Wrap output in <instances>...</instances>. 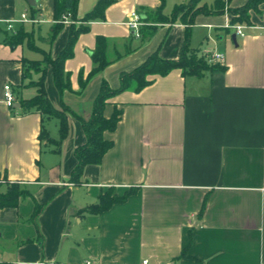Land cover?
I'll return each mask as SVG.
<instances>
[{"label": "crops", "instance_id": "obj_1", "mask_svg": "<svg viewBox=\"0 0 264 264\" xmlns=\"http://www.w3.org/2000/svg\"><path fill=\"white\" fill-rule=\"evenodd\" d=\"M62 1L0 0V191L12 184L23 190L16 205H0V264H263L264 3L260 13L251 12L250 24H241L242 33L229 12L197 15L190 47L199 55L223 54L224 68L201 76L181 68L149 74L144 87L132 84L110 97L105 116L122 110L117 127L104 133L113 145L75 182V149L87 141L81 119L91 117L102 82L118 88L121 74L154 52L178 58L186 26L179 18L159 23L144 39L131 28V13L156 10L162 0H116L104 19L90 21L83 17L98 0H78L76 17L68 15L51 38ZM188 1L166 0L163 11ZM246 2L230 0V6ZM22 14L40 21H14ZM72 23L88 29L64 62L70 87H57L51 63L43 75L50 101L67 108L61 140L57 116L24 113L20 102L36 96L41 77H25V63L56 58ZM21 29L30 35L8 44ZM98 36L106 39L109 63L91 74ZM7 84L13 107L5 103ZM132 187L126 200L86 210L103 193L123 195Z\"/></svg>", "mask_w": 264, "mask_h": 264}, {"label": "trees", "instance_id": "obj_2", "mask_svg": "<svg viewBox=\"0 0 264 264\" xmlns=\"http://www.w3.org/2000/svg\"><path fill=\"white\" fill-rule=\"evenodd\" d=\"M116 0H98L94 8L89 11L84 17L83 21H90L94 19H104L105 11L109 5ZM166 0H162V5L156 10H148L145 13H141V19L143 24L138 29L144 39L151 37L155 34L159 23H170L176 19H180L186 26L185 39L182 47L181 54L178 58H163L159 56L157 52L151 54L141 65L136 67L133 71L123 72L121 74V85L118 88H111L109 83L104 80L101 85L99 95L93 104V113L88 119H81L84 131L87 136L85 144L76 147L75 156L77 158L76 167L72 172V180L75 182L80 181L83 169L85 165L90 163H100L103 155L109 150L113 141L105 138L104 133L107 130H114L121 118L122 110L115 108L110 117L105 116L104 110L110 97L114 94L127 89L130 85L134 84L137 89H140L149 83L147 76L149 74H161L168 73L173 68H181L185 75L201 76L206 70H215L224 68L219 62H211L209 57L211 54L199 55L198 49L191 48L189 40L191 36V28L195 23L198 14L204 13L207 15L223 14L229 12L231 14V24H250L251 12H261L260 5L264 3V0H247V2L241 6H230V0H215L212 5L203 3V0H189L186 3L176 4L171 14L164 13V4ZM78 0H63L62 4L56 8L55 19L56 22L51 30V38L54 37L58 31L64 26L65 19L69 15L76 17ZM88 29L87 25L80 24L78 26L75 23L71 24V29L68 37L67 46L60 52L56 58H51L48 54L45 56L44 61H28L24 65V75L29 77L33 72L41 73L40 79L36 82L38 92L35 97L31 99H22L21 108L24 113L32 111H39L46 116H57L60 121V135L61 140L67 135L69 121L66 114V106L58 109L50 101L47 90L44 83L45 66L47 63L53 65L54 80L57 87L60 90L70 87V76L64 68V62L66 59L73 55V48L75 42L80 33ZM30 34L24 30L12 34L8 38V44H18L27 38ZM97 46L94 52L95 66L91 71V74L97 73L109 63V60L105 56L106 39L103 36H98ZM43 63L44 66H43ZM43 139L50 140L48 132L43 129L41 133ZM59 144V140H57ZM2 178L0 177V180ZM136 191V187H132L127 190L123 195L115 194L112 190L103 193L99 198V201L86 210L98 212L107 209L112 204L121 202L127 199V197ZM23 195V190L18 185L12 184L6 192L0 191V205H16L20 196ZM41 207L36 208L35 215L39 213ZM43 264H58V263H43Z\"/></svg>", "mask_w": 264, "mask_h": 264}, {"label": "built area", "instance_id": "obj_3", "mask_svg": "<svg viewBox=\"0 0 264 264\" xmlns=\"http://www.w3.org/2000/svg\"><path fill=\"white\" fill-rule=\"evenodd\" d=\"M14 21L36 22V21H40V20L39 19H35V18H29L27 16V14H22V16L20 18L14 20ZM129 24H130L131 28H133L136 32H138L139 27L143 24L141 16H140V14L138 12L133 11L131 13V18H130ZM234 27L236 28L238 33H242L243 25L237 24V25H234ZM8 29H13V20H10L8 22ZM223 58H224V55L220 54V53H213L209 57L211 62H220ZM4 99H5V103L7 104L8 107H13V105L15 104L16 97H15V94L13 92V88H12V86L10 84H7L5 86ZM147 263H148V260H144V264H147Z\"/></svg>", "mask_w": 264, "mask_h": 264}, {"label": "water", "instance_id": "obj_4", "mask_svg": "<svg viewBox=\"0 0 264 264\" xmlns=\"http://www.w3.org/2000/svg\"><path fill=\"white\" fill-rule=\"evenodd\" d=\"M28 2H29V4H31V5H35L36 4V2H37V0H28ZM233 38H234V40H236V34L234 33L233 34Z\"/></svg>", "mask_w": 264, "mask_h": 264}]
</instances>
